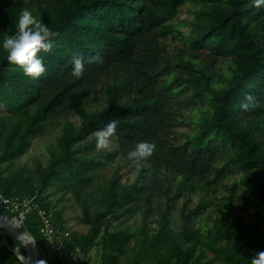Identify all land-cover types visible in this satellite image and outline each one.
<instances>
[{
	"label": "trees",
	"instance_id": "1",
	"mask_svg": "<svg viewBox=\"0 0 264 264\" xmlns=\"http://www.w3.org/2000/svg\"><path fill=\"white\" fill-rule=\"evenodd\" d=\"M187 4L191 19L176 22ZM24 8L54 31V47L43 54L38 81L0 50V194L18 207L0 215L22 213L21 230L39 252L49 249L39 211L50 217L65 255L51 250L44 264H62L76 249L83 264L93 249L99 264H250L264 251V216H230L264 208V7L254 0H0V40L16 32ZM73 56L88 61L80 79L69 76ZM247 93L262 106L241 113ZM111 119L115 150L98 151L92 136ZM46 124L60 133L48 164L36 161L30 173L15 162ZM187 126L190 133L178 132ZM145 140L156 150L137 170L126 154ZM117 159L137 171L133 183H122L118 166L94 196L97 170ZM65 194L80 205L83 235L66 227ZM192 196L198 202L189 207ZM137 214L141 224L123 229ZM15 247L24 253L0 237V264H22Z\"/></svg>",
	"mask_w": 264,
	"mask_h": 264
},
{
	"label": "clouds",
	"instance_id": "2",
	"mask_svg": "<svg viewBox=\"0 0 264 264\" xmlns=\"http://www.w3.org/2000/svg\"><path fill=\"white\" fill-rule=\"evenodd\" d=\"M254 6L257 8L264 7V0H254ZM54 36V31L46 23L37 19L31 9L24 8L19 14L16 32L12 35H5L0 40V50L6 54L9 65L19 69L24 77L38 81L46 72L43 54L52 51ZM87 63L88 61L84 57L73 56L69 76L76 79L82 78ZM261 106L260 99L252 93L245 94L238 105L241 113H249ZM117 129V119H111L102 128L95 131L93 135L96 137L97 150L110 147L112 137L117 135ZM155 150L156 144L154 142L140 141L127 151L126 159L131 162L135 169L139 170L154 154ZM250 264H264V251L255 252L251 257Z\"/></svg>",
	"mask_w": 264,
	"mask_h": 264
},
{
	"label": "rangeland",
	"instance_id": "3",
	"mask_svg": "<svg viewBox=\"0 0 264 264\" xmlns=\"http://www.w3.org/2000/svg\"><path fill=\"white\" fill-rule=\"evenodd\" d=\"M190 9L191 5L187 4L184 7H182L179 11L178 17L176 19V22H181L185 20H190ZM183 31H186V28H183ZM170 46L174 45L173 41H168ZM70 121L73 122L76 125H79V119L76 116L70 117ZM192 126H187L184 128H181L178 130L179 133H190V129ZM60 129L58 127L55 128H50L47 124L45 125V130L44 133L36 138L35 140L32 141L31 148L29 151L19 158L15 163L16 165H22L26 166V168L29 170L30 173L33 172L34 169V163L40 162L43 166H46L50 160V151L52 150L53 145L55 144V138L59 135ZM93 138H96L94 135L92 136ZM114 138L112 137V142L111 145L108 149H101L98 151L101 152H109L112 153L115 150V144H114ZM122 167L121 174L123 175L122 183L125 184H132L136 175L137 171L130 170L128 165L125 164L121 159H117L114 161L113 167H105V168H99L96 172V179L94 182V188H92L91 193L97 197V193L100 189H102L105 185V183L111 179V176L113 173L117 170L116 167ZM237 177V176H235ZM232 178L230 177L227 180V184H231ZM55 197L54 199L58 198ZM198 196H192L190 199L189 207H192L198 202ZM184 200H179L176 203L175 210L172 212V215L170 217L171 219V224L174 227V229H178V227L181 225V220H180V207L183 204ZM61 205H65L67 210L65 211L64 218L66 219V227L71 231V232H76L78 234H85L87 232V226H84L80 223L79 219L81 217V208L80 205L75 203L72 199L70 194H65L63 196V202ZM256 213H259L260 216H264V208L262 207H250L246 212H241L240 210L234 211L231 213V218L235 219L237 218V215L242 217L245 220L248 221H255V220H260L262 221L261 217L256 216ZM0 214H2L0 212ZM2 216V215H1ZM4 217V216H3ZM142 215L137 214L133 216L132 218H127L124 220L122 223V228L123 229H128V228H135L139 226L142 222ZM158 219V213L156 212L154 215H152L149 220H157ZM202 219V218H201ZM17 220V219H16ZM10 221H13L10 219ZM117 226L118 223H115ZM0 237L4 240L7 237L11 238L13 242H18L19 245L22 247V243L20 241L14 240L12 237L8 236L7 234H4V232L0 233ZM47 241V240H46ZM49 242L47 241L46 247H49ZM39 257H38V264L43 263L48 261V259L52 256V251L47 249L44 252L41 250L39 252ZM41 256V257H40ZM89 261L88 264H99V255L98 252L93 249L91 250L90 254L88 255Z\"/></svg>",
	"mask_w": 264,
	"mask_h": 264
},
{
	"label": "built area",
	"instance_id": "4",
	"mask_svg": "<svg viewBox=\"0 0 264 264\" xmlns=\"http://www.w3.org/2000/svg\"><path fill=\"white\" fill-rule=\"evenodd\" d=\"M14 206V207H13ZM13 207V208H12ZM24 207H26V211L29 209V204L25 203ZM17 205H15L14 201L7 200L3 198L0 194V209L15 211L17 210ZM39 214L43 220V226L40 229V234L43 238H45L49 243V249L54 251L60 258H63L65 255L64 247L61 243V238L59 231L53 229L51 224L50 217H48L45 212L39 211ZM3 217V216H1ZM4 219L9 220L7 217H3ZM23 214L21 213L17 219H20V222L23 220ZM12 220V219H11ZM63 237L67 238L69 234L67 232L62 234ZM82 254L79 249H76L75 252H70L66 255V258L62 261V264H83Z\"/></svg>",
	"mask_w": 264,
	"mask_h": 264
},
{
	"label": "bare ground",
	"instance_id": "5",
	"mask_svg": "<svg viewBox=\"0 0 264 264\" xmlns=\"http://www.w3.org/2000/svg\"><path fill=\"white\" fill-rule=\"evenodd\" d=\"M7 234L8 236L12 237L14 240L20 241L23 246L27 248L29 253H32V248L30 246V243L28 244L29 238L22 234L21 229L18 227V224L13 220H7L2 217H0V233ZM30 242V241H29ZM23 261L27 262L26 259L21 258ZM34 263V261H32ZM30 264V261L28 260L27 263Z\"/></svg>",
	"mask_w": 264,
	"mask_h": 264
},
{
	"label": "water",
	"instance_id": "6",
	"mask_svg": "<svg viewBox=\"0 0 264 264\" xmlns=\"http://www.w3.org/2000/svg\"><path fill=\"white\" fill-rule=\"evenodd\" d=\"M1 217V216H0ZM3 218V217H2ZM10 220V219H9ZM17 224L18 227L21 229V222L20 219H13ZM22 234L25 235L26 237L29 238L28 244L30 243V246L32 248V253L30 254L29 251L27 250V248L25 246L22 245V248L24 250V253H22L21 249L19 247H15L12 252L14 253V255L16 256V258L22 263L25 264L28 262V260L30 261V264H38V257H39V253H38V249L37 246L33 240V238L27 233V231H23L21 230ZM21 258H24L27 260V262L23 261ZM34 261V263L32 262Z\"/></svg>",
	"mask_w": 264,
	"mask_h": 264
}]
</instances>
